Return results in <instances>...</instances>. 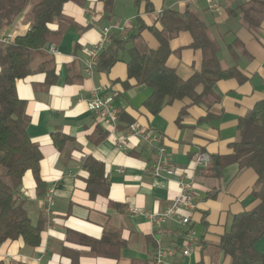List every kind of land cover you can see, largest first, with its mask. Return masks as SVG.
<instances>
[{"label":"crops","instance_id":"1","mask_svg":"<svg viewBox=\"0 0 264 264\" xmlns=\"http://www.w3.org/2000/svg\"><path fill=\"white\" fill-rule=\"evenodd\" d=\"M86 1L90 5L65 4L61 22L50 26L52 30L62 32L44 49L53 59L56 82L46 86L45 73L34 71L15 84L16 96L25 102L26 134L42 154L39 176L43 183L42 193L38 194L32 174L26 172L17 200L31 223L41 225L42 231L40 244L35 248L25 246L21 239L4 242L0 245V261L9 264H70L72 256L77 257V264H149L156 239L166 245L178 246L184 233L192 229L197 244L192 246L188 256L177 255L175 262L230 264V259L217 249L218 240L228 230L234 215L257 205L258 201L251 194L256 176L251 169H239L237 164H230L215 178L207 167L192 170V161L201 153L209 157L228 155L231 143L239 140L238 119L264 99V22L259 28L249 30L238 18L228 14L229 10L249 0H219L223 9L221 15L208 12L203 1L197 6H185L179 0H149L151 12H145L144 4H141L134 15L126 17L117 14L121 10L128 12L131 6L134 8L132 1H116L115 10L108 19L102 14V6L97 0ZM186 7L199 16L210 39L217 44L219 64L218 54L224 45L228 55L226 68L236 65L245 79L242 83L236 79L217 81L213 98L206 102L210 103L208 107L203 102L190 105L189 100L183 99L162 107L156 115L148 113L144 102L150 97L151 89L127 80L124 62H116L108 71L96 68L91 77L85 75L83 49L99 40L102 26L132 19L134 28L127 39L142 25L161 30L159 18L162 10L184 12ZM86 8L101 15L91 26L84 13ZM151 15L155 16L154 20ZM27 28L24 17L20 16L11 27L0 32V38L13 41ZM139 37L148 49L158 47L149 30H141ZM191 43L187 32H180L168 41L170 54L166 66L181 80L189 79L201 69V52L192 49ZM130 45L128 42L126 47ZM230 45L237 54L236 59L231 54ZM49 46L56 49V55L46 52ZM124 82L128 87H124ZM92 89L98 90L99 97L112 95V106L120 118L118 135L134 122L160 137L172 173L161 178L150 177L151 154L143 150L141 142L135 138L129 140L130 149L127 150L113 145L114 138L109 136L107 124L86 109L85 102ZM196 92H201L200 86ZM182 108H185V114L178 120ZM54 134L69 138L61 149L53 145ZM87 159L104 165L108 186L106 197L91 199L86 192L88 173L83 164ZM179 173H188L195 194V206L188 213V225L173 219L154 227L142 217L127 215V210L133 207L147 212L167 208L177 195ZM48 191L53 194L50 216L42 212V198ZM209 192H216L215 197L207 199ZM108 230L118 232L124 241L117 259L95 256L85 242V239H100ZM254 247L258 253L264 254V236Z\"/></svg>","mask_w":264,"mask_h":264},{"label":"trees","instance_id":"2","mask_svg":"<svg viewBox=\"0 0 264 264\" xmlns=\"http://www.w3.org/2000/svg\"><path fill=\"white\" fill-rule=\"evenodd\" d=\"M71 1L0 0V32L11 27L20 16L28 25L26 32L16 36L12 44L0 46V245L18 239L30 248L40 244L42 226L31 223L26 210L17 200L26 172L32 174L38 194L42 193L43 183L39 176L42 154L26 134L28 120L24 112L25 102L16 96L15 84L34 71L45 73L46 86L56 82L53 59L44 49L60 37L62 32L52 30L50 26L61 22L64 5ZM116 1H132L135 8L144 4L145 12L152 11L149 0H97L105 19L113 14ZM28 7L29 11L25 13ZM228 14L238 18L246 29H257L264 22V0H249L229 10ZM159 23V31L142 25L127 39L114 40L100 55L97 64V68L108 71L116 62H124L126 79L151 89L150 97L144 102V109L148 113L156 115L162 107L183 99L189 100L190 105L203 102L208 107L210 103L206 102L213 98V87L217 81L236 79L242 83L245 80L236 65L221 68L217 59V44L210 39L203 21L188 7L184 12L162 10ZM143 29L149 30L156 39L158 47L155 50L148 49L140 40L139 32ZM180 32L189 33L192 39L190 47L199 50L202 55L201 69L187 80L179 79L175 71L166 66L170 54L168 41ZM128 42L131 43L129 48L126 47ZM229 47L236 59L237 54L231 45ZM34 61L36 66L31 68ZM123 85L128 87L126 82ZM199 86L201 92L197 93ZM184 114L185 108H182L178 120ZM237 131L239 140L231 143L230 153L209 157L207 170L217 178L221 170L230 164H237L239 169H251L256 176L251 194L258 203L253 209L232 217L228 230L219 237L217 249L230 259V264H264V254L258 253L254 247L264 236V99L238 119ZM67 140L69 138L62 134L52 136L53 145L58 149ZM83 169L88 173L86 192L89 197H106L108 186L104 165L87 159ZM215 195L216 192H209L206 197L214 198ZM85 242L95 256L110 259H117L119 250L124 246L119 233L112 230L104 232L98 240L85 239ZM69 259L70 264H77V257L71 256ZM0 264L9 263L0 261Z\"/></svg>","mask_w":264,"mask_h":264},{"label":"built area","instance_id":"3","mask_svg":"<svg viewBox=\"0 0 264 264\" xmlns=\"http://www.w3.org/2000/svg\"><path fill=\"white\" fill-rule=\"evenodd\" d=\"M199 1H203L206 10L212 14L221 15L223 9L219 0H179L183 5L197 6ZM88 17V25H93L101 15L92 8L84 9ZM134 28L132 19H124L121 22L110 23L101 27L99 40L83 49L86 59L83 63V70L87 77H91L97 68L100 55L109 47L114 40H125ZM10 38H0V44H12ZM46 52L50 55H56L57 51L53 46H49ZM112 95L99 97L98 90L92 89L90 96L86 100V109L100 118L109 128V136H112L113 145L120 150L130 149L129 140L135 138L141 142L143 150L151 154L149 167V176L152 178H161L164 174L172 173L173 170L167 165L168 159L165 148L160 144V137L142 128L137 123L127 126L123 133L118 135V115L117 110L112 106ZM100 137H104L100 134ZM209 163V156L205 153L198 154L192 161V170L206 168ZM177 195L171 204L162 211L147 212L143 208H129L127 215L129 217H142L148 221L151 226L160 227L168 221L177 219L182 225L189 224L188 213L194 209V190L193 183L188 179V173L177 174ZM188 179V180H187ZM53 204L52 191H48L42 198V212L46 216L51 215V206ZM198 240L192 229H188L181 238V244L171 246L164 244L160 239L155 240L149 264H180L175 262V257L180 255L186 257L189 255L192 246L197 244Z\"/></svg>","mask_w":264,"mask_h":264},{"label":"rangeland","instance_id":"4","mask_svg":"<svg viewBox=\"0 0 264 264\" xmlns=\"http://www.w3.org/2000/svg\"><path fill=\"white\" fill-rule=\"evenodd\" d=\"M73 2L74 4H86V5H90L89 2H87L86 0H73L71 1ZM124 2H129V1H124ZM132 3V2H131ZM29 11V7L27 8V10L25 11V13H27ZM127 11V10H126ZM124 10V12L121 10L118 12V16H121V17H126V16H132L136 13V8L134 7H130V9H128V12H126ZM151 20H154L155 19V16H152L151 15ZM221 44V43H220ZM226 49L224 47V45H221V48H220V52L218 54V57H219V60H220V64H221V67L222 68H226V60H228V55L226 53ZM232 62V61H231ZM36 66V62L34 61L33 63H31V68H34ZM4 181H6L5 178H3ZM53 195V194H52ZM31 216V215H30Z\"/></svg>","mask_w":264,"mask_h":264}]
</instances>
